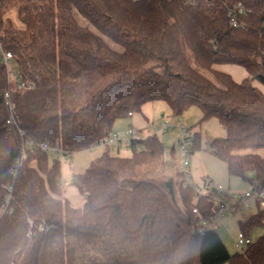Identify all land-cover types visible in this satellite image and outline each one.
Returning <instances> with one entry per match:
<instances>
[{
    "label": "trees",
    "instance_id": "1",
    "mask_svg": "<svg viewBox=\"0 0 264 264\" xmlns=\"http://www.w3.org/2000/svg\"><path fill=\"white\" fill-rule=\"evenodd\" d=\"M0 42L33 85L16 89L0 60V264H264V232L233 253L214 228L197 233L220 192L196 195L178 171L157 175L155 133L130 139L129 155L105 146L76 175L80 206L62 196L58 158L28 146L74 152L147 102L164 100L175 115L196 105L225 128L210 148L227 172L250 181L252 171L264 186V157L239 151L264 146V0H0ZM216 64L248 75L235 80ZM6 90L17 126L6 122ZM263 221L259 208L242 231Z\"/></svg>",
    "mask_w": 264,
    "mask_h": 264
},
{
    "label": "rangeland",
    "instance_id": "2",
    "mask_svg": "<svg viewBox=\"0 0 264 264\" xmlns=\"http://www.w3.org/2000/svg\"><path fill=\"white\" fill-rule=\"evenodd\" d=\"M9 14L14 18L11 11ZM215 68L230 73L235 80H241L248 73L244 67L237 64H216ZM208 76H212L206 71ZM262 87L261 84L257 83ZM179 119L185 123V126L192 133L198 132V146L193 147V142L189 143V166L191 182L204 194L212 188L226 191L228 193H243L249 190L253 182V172L248 171L246 177L251 178V182L241 176L231 175L227 172L225 162L211 152L210 141L215 136H224L225 128L216 117L201 119V111L198 106L190 105L180 114H173L168 104L164 100H155L145 103L141 110L133 111L131 115L116 118L112 124V131L117 132L122 139H127L125 133L129 127L140 129L142 135L155 133L163 142L165 148L173 151L164 155V171L162 165H156L155 172L162 175L164 172L168 175L176 176L177 167L181 162L180 151L178 149L180 134L176 129H170L166 132L156 131L158 122L161 119L175 121ZM156 131V132H155ZM103 145H93L90 148L62 154L59 160L61 192L64 198H67L73 206H80L84 200L83 187L76 180V175L87 167L92 159L97 157L103 150ZM112 154L129 155L130 148L127 143L120 142L118 149L114 146L109 148ZM240 152H255L264 157V146L256 148H242ZM56 157V156H55ZM57 158V157H56ZM144 167V166H143ZM141 168L140 177L146 176ZM148 169L153 167L146 166ZM138 177V178H140ZM260 208V207H259ZM258 206L240 204L234 211L225 212L222 215L212 217L208 227L214 228L220 235L226 248L230 253L240 251L245 244H237L238 233L242 230L241 223L245 222L251 214L256 212ZM264 232V221L261 224L252 226L248 231V237L256 240ZM223 264H230L225 262Z\"/></svg>",
    "mask_w": 264,
    "mask_h": 264
},
{
    "label": "built area",
    "instance_id": "3",
    "mask_svg": "<svg viewBox=\"0 0 264 264\" xmlns=\"http://www.w3.org/2000/svg\"><path fill=\"white\" fill-rule=\"evenodd\" d=\"M235 10L237 12H241L242 5L240 3H237L236 8L234 9L233 12H231V22L234 25L236 24L235 19H234ZM0 60L4 64V67L6 70V77L8 81L12 82L16 89H29L33 86L31 82H28L21 78L19 71L14 67L12 52L4 49L1 42H0ZM11 95L12 93L10 90H6L4 92V103L9 111V117L6 119V122L8 124L17 126L16 119L14 118V115L12 112L13 102H12ZM128 114L131 115V112H128ZM170 129H176L178 130L180 134L178 149L180 151L181 162L177 167V171L182 176V179H183L182 185L185 186L187 184H190L192 187H194V191H195L194 193L196 195H201L199 193V190L196 189L195 185L191 182V174H190V166H189L190 150L188 147L189 143L192 142L191 132L185 126V123L179 120L178 118L175 121H168L166 119H161L158 122L156 131L166 132L167 130H170ZM18 132L20 133V135L24 134V131L20 128H18ZM125 133L128 137L127 139H122L117 132L111 131L109 134L99 138V140L95 143V145L115 146L119 144L121 141L128 143L130 139H137V138L144 137V135L141 134L140 129H135L132 127H129L128 129H126ZM28 146L30 147V149L38 147L50 153L51 155L56 156L58 159L61 157L62 154L71 153L70 150H66L63 147H61L59 144L53 143L50 140H40L36 142L29 140ZM172 151L173 150L164 147L163 158H162L163 162L165 161L164 155L170 154ZM24 153H25V147L23 146L21 148L19 159L13 166V170H12L13 174H15L16 169L22 164ZM216 191L220 192V194H215L214 196V201L216 203L217 208L213 215L202 218L200 220V224L196 229L197 233L199 234H203L206 229L210 228L207 226V223L212 217L216 215L217 216L222 215L228 211H234L240 204L244 202L247 205L255 204L260 208H264V186H260L256 180H253V182H251V186L249 190H246L243 193H228L226 191L219 190V187L215 189V193ZM193 211L196 213L198 212L195 207L193 208ZM250 240L251 239L248 237V235L245 234L244 231L241 230L238 233L236 243L237 244H247L250 242Z\"/></svg>",
    "mask_w": 264,
    "mask_h": 264
},
{
    "label": "water",
    "instance_id": "4",
    "mask_svg": "<svg viewBox=\"0 0 264 264\" xmlns=\"http://www.w3.org/2000/svg\"><path fill=\"white\" fill-rule=\"evenodd\" d=\"M166 184H167V186H168L169 192L171 193V196L173 197V190H172V186H171V184H170V181L167 180V181H166ZM213 190L215 191V188H213Z\"/></svg>",
    "mask_w": 264,
    "mask_h": 264
},
{
    "label": "crops",
    "instance_id": "5",
    "mask_svg": "<svg viewBox=\"0 0 264 264\" xmlns=\"http://www.w3.org/2000/svg\"><path fill=\"white\" fill-rule=\"evenodd\" d=\"M119 144L115 145L114 147H116L118 149ZM170 149L173 150V146H170ZM162 170L164 171V167L162 168Z\"/></svg>",
    "mask_w": 264,
    "mask_h": 264
}]
</instances>
